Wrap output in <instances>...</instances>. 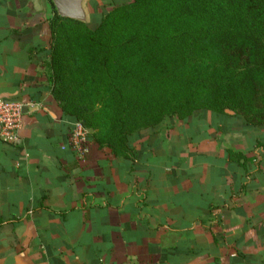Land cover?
<instances>
[{
  "label": "crops",
  "instance_id": "0c3cea01",
  "mask_svg": "<svg viewBox=\"0 0 264 264\" xmlns=\"http://www.w3.org/2000/svg\"><path fill=\"white\" fill-rule=\"evenodd\" d=\"M48 11L0 0V99L27 109L20 144L0 142V264H264V164L246 176L260 128L207 113L131 136L126 158L88 135L77 152L45 69Z\"/></svg>",
  "mask_w": 264,
  "mask_h": 264
},
{
  "label": "trees",
  "instance_id": "16d2710c",
  "mask_svg": "<svg viewBox=\"0 0 264 264\" xmlns=\"http://www.w3.org/2000/svg\"><path fill=\"white\" fill-rule=\"evenodd\" d=\"M47 1L51 95L115 157L131 154V136L207 113L229 117L224 107L244 127H264V0H131L94 30L59 18ZM253 154L251 173L241 152L227 160L250 177L262 172L264 136Z\"/></svg>",
  "mask_w": 264,
  "mask_h": 264
},
{
  "label": "built area",
  "instance_id": "2783aa9c",
  "mask_svg": "<svg viewBox=\"0 0 264 264\" xmlns=\"http://www.w3.org/2000/svg\"><path fill=\"white\" fill-rule=\"evenodd\" d=\"M23 105L17 101L0 99V142L7 145L20 144V132L23 128ZM88 131L79 122L72 125L70 146L84 154V142Z\"/></svg>",
  "mask_w": 264,
  "mask_h": 264
},
{
  "label": "rangeland",
  "instance_id": "374dc122",
  "mask_svg": "<svg viewBox=\"0 0 264 264\" xmlns=\"http://www.w3.org/2000/svg\"><path fill=\"white\" fill-rule=\"evenodd\" d=\"M46 3L48 2L47 0ZM131 0H89L86 4L87 7V11L89 14V23L86 26L87 28H89L90 30H94L100 23L101 19L109 14L110 12H112L116 7L120 6L121 4L130 2ZM36 3V1H35ZM49 8V13H52V9L50 8V6L48 5ZM51 15V14H50ZM224 111H225V115L227 116H231L232 118L235 119V124L237 125L238 123L240 125H237V127L235 129L241 130L243 131V120L242 118H240L239 116H236L234 114V111L224 107ZM221 116V115H220ZM235 125V126H236ZM246 129V127H244ZM251 131L253 129H250ZM261 130V132H263L264 134V127L258 129ZM256 131V130H254Z\"/></svg>",
  "mask_w": 264,
  "mask_h": 264
},
{
  "label": "water",
  "instance_id": "95a60500",
  "mask_svg": "<svg viewBox=\"0 0 264 264\" xmlns=\"http://www.w3.org/2000/svg\"><path fill=\"white\" fill-rule=\"evenodd\" d=\"M59 18L70 20L82 25L89 23L86 4L89 0H50ZM26 108L22 113H26ZM91 132V130H89Z\"/></svg>",
  "mask_w": 264,
  "mask_h": 264
}]
</instances>
